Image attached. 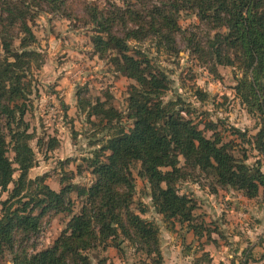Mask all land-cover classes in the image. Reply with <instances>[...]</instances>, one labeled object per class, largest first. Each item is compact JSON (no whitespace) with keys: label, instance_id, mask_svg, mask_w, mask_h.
<instances>
[{"label":"rangeland","instance_id":"1","mask_svg":"<svg viewBox=\"0 0 264 264\" xmlns=\"http://www.w3.org/2000/svg\"><path fill=\"white\" fill-rule=\"evenodd\" d=\"M18 1L30 10L26 20L37 38L30 49L39 54L26 79L32 86L25 102L26 142L35 154L29 177L44 176L56 192L70 184L90 187L96 181L92 161L115 132L113 126L133 127L128 103L132 86L138 84L119 72L116 52L102 56L96 51L89 6L116 3L124 7L138 5L139 0H66L60 8L45 0ZM162 1L167 0H143V4L150 7ZM178 24L182 31L170 49L153 39L131 43L145 54L155 73L166 77L163 101L202 129L207 138H215L217 132L224 143H231L237 159L251 167L260 165L264 172L260 146L264 113L259 110L264 89L253 92L249 86L253 78L239 63L223 65L212 55L210 42L217 32L226 33L227 29H213L185 10L178 16ZM19 43L15 40V47ZM225 54L235 58L230 51ZM5 56L0 48V61ZM100 105L119 111L122 125L116 120L111 125L104 115L93 113ZM210 125L215 131L207 128ZM8 149L13 159L12 146ZM109 154L106 151L101 159L105 161ZM179 161L185 166L184 157ZM140 169L139 162L131 165L135 191L130 211L157 226L160 256L147 253L138 241L120 231L117 238L89 252L92 264H244L264 258L263 189L257 197L249 198L241 190L222 185L213 171L199 167L185 171L184 167L186 176L176 181L175 187L179 195L191 199L193 221L187 223L159 212ZM18 175L16 172L15 178ZM7 196L0 189V216ZM70 197L73 212L80 213L84 199L76 191ZM70 218L66 213L46 212L41 230L33 238L38 250L52 246ZM0 264H12L11 255L6 253Z\"/></svg>","mask_w":264,"mask_h":264},{"label":"trees","instance_id":"2","mask_svg":"<svg viewBox=\"0 0 264 264\" xmlns=\"http://www.w3.org/2000/svg\"><path fill=\"white\" fill-rule=\"evenodd\" d=\"M45 1L58 8L66 2ZM89 8L96 51L102 56L116 52L119 72L138 84L132 86L128 103L134 122L128 129L113 126L115 132L92 161L96 181L90 187L70 184L56 192L44 176L29 177L35 154L26 142L25 102L32 93L26 79L39 58L30 49L37 41L26 20L30 10L18 0H0V48L6 54L0 61V189L8 194L1 203L0 259L9 253L12 264H92L89 252L117 238L120 231L138 241L147 253L160 256L157 226L130 211L135 191L131 165L135 162L141 164L139 175L149 183L159 212L182 222L193 221L191 199L179 195L175 187L176 181L186 176L184 167L185 171L188 167L213 171L222 185L241 190L249 198L264 191L261 166L251 167L237 159L231 143H224L217 132L209 139L181 112L175 113L172 105L163 101L168 88L166 77L155 73L145 54L131 44L153 39L160 47L170 49L182 31L178 24L180 12L194 13L213 29H227L226 33L217 32L210 42L212 55L223 65L239 63L253 78L251 90H263L264 0H167L150 7L139 0L138 5L108 3L106 7ZM15 40L20 41L18 48ZM227 51L235 58L226 55ZM259 110L264 113V97ZM93 111L104 115L111 125L115 120L122 125V114L113 107L105 110L100 105ZM207 128L215 131L213 125ZM10 145L13 159L8 156ZM260 146L264 152L263 137ZM106 151L110 154L104 156V161L101 157ZM180 156L185 159L183 167ZM72 191L84 199L78 214L72 209ZM48 211L66 213L71 218L52 246L38 250L33 238Z\"/></svg>","mask_w":264,"mask_h":264},{"label":"crops","instance_id":"3","mask_svg":"<svg viewBox=\"0 0 264 264\" xmlns=\"http://www.w3.org/2000/svg\"><path fill=\"white\" fill-rule=\"evenodd\" d=\"M249 264H264V258L262 256L257 258V260L250 261Z\"/></svg>","mask_w":264,"mask_h":264}]
</instances>
